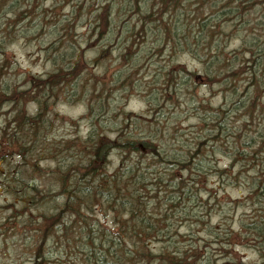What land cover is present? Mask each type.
Masks as SVG:
<instances>
[{
  "label": "trees",
  "instance_id": "trees-1",
  "mask_svg": "<svg viewBox=\"0 0 264 264\" xmlns=\"http://www.w3.org/2000/svg\"><path fill=\"white\" fill-rule=\"evenodd\" d=\"M94 1L0 0V47L19 25L43 28L53 36L44 49L55 50L52 71L27 82L43 97L34 98L36 113L25 115V128H0L23 160L22 151L37 163L41 153L56 160L46 171L25 160L14 173L25 201L53 203L35 220L30 263L200 264L197 242L179 226L189 218L205 223L208 202L219 200L214 191L243 180L253 211L245 225L264 264V38L250 36L264 20V0ZM78 29L87 31L82 39L73 38ZM183 50L195 68L178 58ZM118 88L138 89L146 112L127 111V98L108 101ZM61 89L86 101L87 133L49 142L42 137L46 98ZM190 112L195 124L185 126ZM59 152L69 159L58 160ZM30 166L49 186L44 195L33 176L22 179ZM213 177L221 181L209 186Z\"/></svg>",
  "mask_w": 264,
  "mask_h": 264
},
{
  "label": "rangeland",
  "instance_id": "rangeland-1",
  "mask_svg": "<svg viewBox=\"0 0 264 264\" xmlns=\"http://www.w3.org/2000/svg\"><path fill=\"white\" fill-rule=\"evenodd\" d=\"M49 4L50 1H47L46 5ZM260 9L264 11V4L261 5ZM263 21L262 24H264ZM262 24L260 29L252 30L250 36H259L260 39H263L264 26ZM40 29L42 30H39V28L33 29L30 26L25 30L22 26L17 25L13 29L14 35L18 33L17 36L8 37L7 33L4 34L6 43L0 47V51L3 54L2 57L5 59L0 69V128H7V124H9L8 131L17 130L18 122L22 123L25 128L23 119L36 113L37 104L34 98L43 99L41 92L35 89V83L27 84V82L32 83L38 78H45L55 67L54 65L52 66L50 60V53L52 54L55 50L53 47L48 50L44 49L49 46L53 36H47L43 28ZM83 31L87 33L86 29L76 30L73 33V38L82 39L81 33ZM235 43H237V39L230 40V44ZM62 46L63 44L59 45V47ZM92 53L93 51L88 49L84 55L90 57ZM178 58L182 62L187 63L188 68L196 67V61L193 56L185 53L184 50L178 55ZM156 61L163 63L162 56L159 55ZM117 69L118 67L114 68V70ZM144 73L145 70L140 75ZM85 78L86 76H83V79ZM3 82L6 83L8 91L2 90L5 87ZM91 85L88 82L86 86L92 87ZM39 86L43 87V84ZM201 90L203 89H199L200 93ZM37 92H39L38 95ZM127 94H129L128 97H126ZM76 97H72L68 90L61 89L55 95H49L46 98L47 121L43 120L44 126H46V129L42 131L43 139L50 142L51 140L57 141L72 137L84 138L86 136L88 127V120L85 117L87 116L86 101L81 96L79 97L78 93ZM115 98L118 100H115ZM111 99H114L115 102L118 101V103L126 99L124 102L125 109L133 114H144L148 109L147 102H145L140 91L136 88L135 90L131 89L129 93L128 91H123L122 88L113 89V92L107 97L108 101ZM211 100L213 102L216 101L214 97ZM19 108L24 112L23 117L18 113ZM117 109L118 106L115 111ZM112 114L111 111L109 117L104 121L105 127L114 121L112 120ZM183 122H185V126L188 124L194 125L193 114L191 112L187 113ZM108 131L109 133L112 132L111 130ZM30 133H32L31 130ZM110 135L113 137L112 133ZM22 152L26 163L31 165L39 164L40 169L44 168V171L55 166L56 160L51 159L53 158L52 155H54L52 153H41V160L37 163L32 158L33 154ZM61 154L62 152L58 153V160L65 157L69 159L70 157L66 153L63 156ZM116 157L117 153L114 152L111 157V168L117 163ZM25 160H23L19 148L13 143L11 138L0 137V264H31L30 262L34 255V249L32 250V248L37 242V234L34 231L36 227L34 225L35 220L39 214L53 209L52 200L48 201L50 197L44 198L43 196V199H39L41 201L37 203L31 199L29 202L25 201L24 189L14 179L15 171L20 163ZM220 162L223 165V162L226 161L222 159ZM30 170L31 166L26 176L22 179L28 180L33 176L35 179L33 184L39 190L41 189L44 195L48 191V184L37 178L38 172L32 173ZM44 171L39 172L42 177L46 175ZM220 181L213 177L209 186L220 183ZM214 192L217 193L215 199L219 198V200L213 203L212 201L208 202L209 208L206 212L209 215L203 219L205 223L201 221L194 224L193 218H189L179 226L180 233L184 234V237H192L191 240L197 242L200 264H259L260 250L252 243V237L248 236L249 228H246L247 225H245V223H250L253 219L251 202L246 194V183L243 180H240L239 186L229 183L225 188ZM204 199H206V195H203ZM229 201H237L238 203L232 204ZM100 220L104 221L102 217ZM107 221L110 220L107 219ZM241 221H244L242 227L240 226ZM219 237L224 240L222 245L218 244Z\"/></svg>",
  "mask_w": 264,
  "mask_h": 264
}]
</instances>
